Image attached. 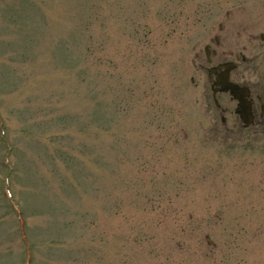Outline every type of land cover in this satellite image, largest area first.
<instances>
[{"label": "rangeland", "instance_id": "rangeland-1", "mask_svg": "<svg viewBox=\"0 0 264 264\" xmlns=\"http://www.w3.org/2000/svg\"><path fill=\"white\" fill-rule=\"evenodd\" d=\"M226 14L264 34V0H0V264H264V133L212 130L199 68Z\"/></svg>", "mask_w": 264, "mask_h": 264}, {"label": "flooded vegetation", "instance_id": "flooded-vegetation-1", "mask_svg": "<svg viewBox=\"0 0 264 264\" xmlns=\"http://www.w3.org/2000/svg\"><path fill=\"white\" fill-rule=\"evenodd\" d=\"M225 21L213 27L212 35L200 51V74L206 83L204 96L212 115V130L264 133V50L262 33L249 37L247 43L236 41L242 27L229 26ZM264 43V42H263ZM229 86H237L240 100L234 99ZM239 105L243 109L239 110ZM201 129H203L201 127Z\"/></svg>", "mask_w": 264, "mask_h": 264}, {"label": "water", "instance_id": "water-1", "mask_svg": "<svg viewBox=\"0 0 264 264\" xmlns=\"http://www.w3.org/2000/svg\"><path fill=\"white\" fill-rule=\"evenodd\" d=\"M230 90H231L232 94H234L236 99L240 98L238 92L236 91V88L230 87Z\"/></svg>", "mask_w": 264, "mask_h": 264}]
</instances>
